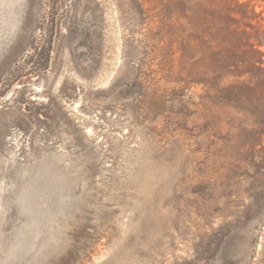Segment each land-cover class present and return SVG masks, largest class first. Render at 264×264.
Wrapping results in <instances>:
<instances>
[{
    "label": "rangeland",
    "instance_id": "374dc122",
    "mask_svg": "<svg viewBox=\"0 0 264 264\" xmlns=\"http://www.w3.org/2000/svg\"><path fill=\"white\" fill-rule=\"evenodd\" d=\"M0 264H264V0H0Z\"/></svg>",
    "mask_w": 264,
    "mask_h": 264
}]
</instances>
